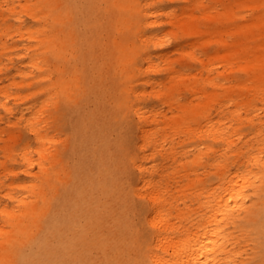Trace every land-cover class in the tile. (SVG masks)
Wrapping results in <instances>:
<instances>
[{
	"label": "bare ground",
	"instance_id": "obj_1",
	"mask_svg": "<svg viewBox=\"0 0 264 264\" xmlns=\"http://www.w3.org/2000/svg\"><path fill=\"white\" fill-rule=\"evenodd\" d=\"M12 1L3 0L6 8L0 7L2 13L12 11ZM166 1L170 4L179 1L182 6L178 10H162L158 0H107L108 8L104 13L94 8L96 0H83L84 5L91 8L86 9L87 14L95 20L91 23L89 17L83 21V37L91 48L103 55V51L106 52L109 60L104 63L116 79L117 97L95 104L85 93L83 83L87 75L83 71L79 73L71 62L72 57H67L74 41L78 40L75 24L82 22L81 13H75L72 7L75 0H36L38 13L28 2L22 5V10L32 19L41 21V26L18 27V37H26L34 44H23L16 53L26 58V69L18 70V74L22 78L30 77L29 81L22 80L17 85H31L36 81L44 84L25 95L14 96L25 105L16 110L13 122L7 120L4 131V135L13 140V128L22 124L33 136L37 153L35 161H31L28 144L21 148L20 158L27 164L25 171L28 169L32 174L25 186L27 193L18 200L17 213L1 211V216L13 222V228L0 241V255L6 260L10 259L13 248L22 244L23 247L33 239L42 241L53 233L54 227L62 228L66 220L61 210L60 215L50 211L51 195L62 191L68 198L67 204L89 206L85 213L79 207L88 220L89 229L120 202L123 194L132 193L142 199L139 207L133 202L140 219L132 232L127 264H264V115H261L264 113V0L221 4L223 17L213 15L208 24L229 26L223 33L228 34V40L218 38L220 56H217L218 51L210 55L204 51L209 61L199 60L203 63L198 73L192 76L186 70L175 69L169 55L162 53L157 57L163 62L164 77L144 79L141 60L147 70L161 69L143 49L146 39L153 41L141 28L155 22L148 21L151 16L165 14L171 27L185 34L195 30V35H202L196 29L194 15V6L199 0L192 3ZM234 7H242L247 12L244 22L236 21L235 15L229 14ZM209 9L204 7L203 17ZM2 13L3 20L6 15ZM102 25L114 29L117 39L103 43L98 36V30L104 28ZM3 36L0 34V39ZM183 49L175 45L171 51L184 56L192 53ZM216 59L220 67L213 62ZM235 71L241 72L243 77L235 78ZM202 74L206 76L198 82L196 75ZM138 81L148 86V93L156 102L142 106L140 100L144 93L134 87ZM204 86L211 91L205 92ZM181 90L190 94L186 101L177 96ZM0 92L4 96L0 107L11 113L8 105L11 95L5 88ZM38 95L41 97L36 98ZM69 106H77V110L90 106L92 110H102L96 113L98 125L94 128H86L88 116L83 118L78 113L68 116L72 145L64 143L69 138L66 134L62 137L61 132L59 135L60 128L56 124L60 114H67ZM103 114L112 116L107 121L110 132L100 122ZM127 121H131L135 134L131 135L126 129L119 140H112L113 123ZM245 125L250 127L249 137L239 131ZM203 136L220 143L221 147L205 148L206 154H212L205 163L210 164L212 170L206 177L196 174L186 182L192 199L189 204L183 200V208H179L175 199L166 196L164 176L155 179L154 164H164L166 159L170 164H187L179 163L183 157H175L176 147L186 139L195 141ZM132 138H137L133 142L137 156L129 150L131 144L127 141L132 142ZM236 141L243 143L238 146ZM70 145L75 152L83 146L90 154L81 163L86 164L85 175H78L76 169L74 174L65 171L63 152ZM118 146L123 151L120 154ZM157 156L161 162L154 161ZM147 160L152 161L151 165H146ZM192 164L200 162L194 159ZM249 164L261 166L249 171ZM118 166L120 170L135 169L137 178L128 176L126 182H122L115 173ZM190 205L194 207L189 208ZM86 234L83 233L82 238Z\"/></svg>",
	"mask_w": 264,
	"mask_h": 264
},
{
	"label": "rangeland",
	"instance_id": "obj_2",
	"mask_svg": "<svg viewBox=\"0 0 264 264\" xmlns=\"http://www.w3.org/2000/svg\"><path fill=\"white\" fill-rule=\"evenodd\" d=\"M158 1L160 2L158 6H161L162 8L160 9L162 10H170L173 8L178 10L182 6V3L180 4L179 1H175L172 4L168 3L166 0ZM188 1L192 3L194 0ZM240 1L241 0H199L198 5L194 6V15L197 24L196 29L201 31L202 35H195V30L185 34L171 27L169 25L170 19L166 17L165 14L151 16L148 21L153 20L155 22L148 26L141 25V28L142 33L146 34V36H151L153 41H148L149 39H146L143 43V49L147 50L150 54L152 63H159L161 69L157 70L153 67L147 70V65L141 60V76L144 79H162L164 77L162 70L163 62H160L157 57L162 53H167L169 55V62L175 69L186 70L191 73L192 76L198 73L203 63H200L199 60L204 62L209 61V58H206V55H204V51H207V55L218 51L219 54L217 56H220L222 52L219 48V44L221 42L218 38L228 40V34L223 33L229 26L224 27V24L217 23L211 27L208 24V19H211L210 17L213 15L223 17L221 15L223 12V8L221 7L222 3ZM27 2L35 12L38 13L34 5L36 0H13L11 3L12 11L6 10L2 13L0 9V14L6 15L3 20L0 17V34L4 35L0 39V67L4 64V67H2L0 71V89L5 88L7 94L11 95L8 104L11 113L6 112L4 108L0 107V241L3 239L4 235L13 228V222L8 220L6 216H1V211L6 210L11 213H17L20 207L18 200L27 193V188L25 190V186H27L26 183H28L29 179L32 177L28 169L25 171L27 164H24L20 158V150L25 143L28 144V156L30 160L35 161L37 158V153L34 150L36 147L35 140L33 136L23 128L22 124L18 123L19 125L13 128L15 132V138L13 140H9L7 135H4V131L7 128V120L13 122L16 110L25 105L22 100H16L14 96L19 93L25 95L44 84L42 81H36L31 85H17V82L22 80L29 81L30 77L22 78L18 74V70L26 69V58L16 53L19 52V48L23 44H34V41L26 37H18V27L30 26L34 29L41 26V21L38 22L32 19L22 10V5ZM1 5L0 7H2V9L6 8L3 4V0H1ZM72 7L75 8V13L77 11L81 13L82 22L75 24L78 40L74 41L73 48L67 53V57H72L71 62L75 64V68L79 73L83 71L87 75L83 85L85 87V93L90 97L93 104L100 102L102 99L108 101L110 98H116V79L111 69L104 63H108V55L103 50L104 55L88 46L82 34L83 21L90 17L86 9L91 8L86 7L83 0H75ZM204 7H210L205 17H203ZM94 8L100 12L106 13V9L108 8L107 0H96ZM246 13L244 8L234 7L233 13L229 14H234L235 20L242 23L245 21ZM90 18V22L93 23L95 21L93 16L91 15ZM102 26L104 28L98 30V36L103 43L117 39L118 35L114 29L106 28L104 25ZM175 45L183 47L185 51H192V53L184 56L182 53L180 55L178 52L171 51ZM213 62L217 63V66L220 65L218 59ZM205 76V74L196 75V78L199 79L197 81L201 82V79ZM234 77L237 79L242 78L243 74L239 71H235ZM139 82L140 81L135 82L134 87L138 91H143L144 93V98L140 100L142 106L145 107L152 102H156L148 93V86ZM204 91L210 92L211 88L204 86ZM177 96L181 101H186V98L189 97L190 94L185 90H181L178 92ZM40 97L41 95H38L36 98ZM2 99H4V96L0 92V100ZM256 103L259 104V102ZM97 108L98 107H96V109ZM77 109V106H69L67 114L65 116L60 114L59 118H57L56 124L60 128L59 135L61 132L62 137L65 134L67 136L69 135L67 121L70 115L78 113L83 116V118L88 116L89 121L86 123L87 129L94 128L98 125V122L95 120L97 116L96 113H102V110H92L93 108L91 106L83 110ZM261 115H264V113H261ZM111 119L112 116L110 114H103L100 119L101 124L108 127L107 130L110 129L107 121ZM127 122L128 123H113V128L110 133L112 140H119L120 134L126 129L129 130L131 135L132 132L135 134V129L131 121ZM239 131L247 134V137L251 136L249 132L250 127L247 125ZM108 132H110V130ZM68 138L64 143L72 145L74 141L71 139L72 136H68ZM136 140L137 138H132V142L131 140L127 142L131 144L129 149L130 152L136 153L137 156V151H134L136 143L133 144ZM199 142H202L198 144L200 146H196ZM242 143V141H236L238 146ZM180 144L181 145L177 146L175 149V157H183L179 163L187 162V164H170L171 161L166 159L163 161L164 164H154L156 171L153 174L155 179H158L160 175L164 176L162 178V183L165 186L167 198L175 199L178 202V207L183 208L181 202L184 200L186 204H189L192 199L189 195L191 189L187 188L186 182L194 178L196 174L206 177L209 175L208 171L212 170L210 164H205L208 157L212 155L209 153L206 154L205 148L211 146L213 149H218L221 147V144L213 143L207 136H203L201 139L195 141L186 139V141ZM71 145L70 148H66L63 152L62 160L65 162V171L74 174V170L76 169L78 175L79 173L85 175L87 170L86 164L83 166L81 163L84 159H88L90 154L83 146L79 148V152H75L71 150ZM122 152L123 151H121L118 146V153L120 154ZM194 159H198L200 164H192ZM154 161L161 162V158L157 156L154 158ZM151 162L152 161L147 160L145 163L146 165H151L149 164ZM260 166L261 164H249L248 168L249 171H255L259 169ZM33 167L36 168V164H33ZM228 167L231 168L230 166ZM231 170H234V168H231ZM115 173L121 178L122 182H126L128 176L134 180L137 178V171L131 167L120 170L118 166ZM85 186L86 183L84 184V187ZM116 189L117 188H114V190ZM249 192L253 195L251 188H249ZM67 199L68 198L62 191L51 195L50 211H54L57 215H60L59 211L61 210V215L66 220V222H62L61 229H59L60 227H54L55 230H53V233L48 234L42 241L33 239L27 241L23 247H21L22 244L13 248L9 260H6L5 256L0 255V264H127L131 248L130 240L132 239V232L140 219L136 207H139L138 204L142 202V199L132 193L123 194L120 202L116 206L110 208L108 214L100 221L93 224L90 229L88 220L84 218L85 214H81L82 211L80 210V208L83 209L85 213V210L88 209L89 206L86 208L82 203L78 206L72 202L70 205V203L67 204ZM133 202H135L137 206L133 205ZM54 207H56L55 210ZM193 207L194 205H190L189 208ZM13 215L15 216V214ZM83 233H87L85 238H82Z\"/></svg>",
	"mask_w": 264,
	"mask_h": 264
}]
</instances>
